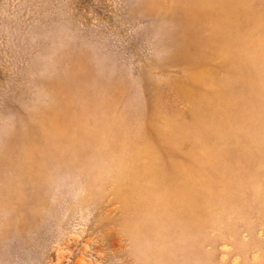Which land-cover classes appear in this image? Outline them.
<instances>
[{"label": "rangeland", "instance_id": "rangeland-1", "mask_svg": "<svg viewBox=\"0 0 264 264\" xmlns=\"http://www.w3.org/2000/svg\"><path fill=\"white\" fill-rule=\"evenodd\" d=\"M0 264H264V0H0Z\"/></svg>", "mask_w": 264, "mask_h": 264}]
</instances>
